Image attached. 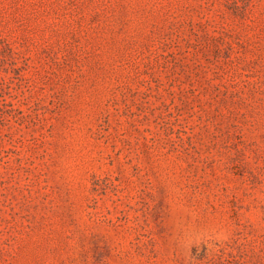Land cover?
<instances>
[{
  "label": "rangeland",
  "instance_id": "1",
  "mask_svg": "<svg viewBox=\"0 0 264 264\" xmlns=\"http://www.w3.org/2000/svg\"><path fill=\"white\" fill-rule=\"evenodd\" d=\"M0 264H264V0H0Z\"/></svg>",
  "mask_w": 264,
  "mask_h": 264
}]
</instances>
